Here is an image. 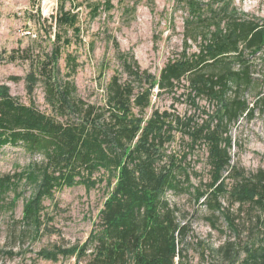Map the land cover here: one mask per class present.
I'll return each mask as SVG.
<instances>
[{
    "label": "rangeland",
    "instance_id": "obj_1",
    "mask_svg": "<svg viewBox=\"0 0 264 264\" xmlns=\"http://www.w3.org/2000/svg\"><path fill=\"white\" fill-rule=\"evenodd\" d=\"M98 1L100 10L94 15L91 5ZM196 1L201 4L204 17H211L212 11L219 13L222 28L227 26L230 15L238 21L255 20L264 24V0ZM105 3L106 0H0V91H6L22 104L51 113L40 67L53 57L55 47L60 45L55 37L59 28L53 17L62 4L65 11L79 15L82 31L77 35L69 28L66 34V29H62L63 37L71 44L63 46L62 55L52 65L54 81L58 87L71 81L77 88V95L98 108H107V85L115 75L122 83L133 81L136 92L139 91L141 85L130 78L126 61L137 62L142 70L159 79L169 62L183 60L185 56L195 59L204 35L217 29L215 23L208 28V21L198 22L182 0H111L110 8H106ZM192 34H197V40L188 36ZM69 54L76 58L78 65L72 73L67 68ZM247 61L254 71L252 84L242 90L232 85L224 95L225 100L215 99L204 91L199 93L202 84L191 83L189 75L177 82L172 91L157 86L153 89L146 120L158 110L180 118L185 124L190 122V125L175 128V139L164 149L166 154H175L179 158L181 152L188 153L182 165L190 174V181L182 184L184 190L169 189L161 197L176 211L177 222L188 229L185 237L176 234L180 251L175 257L176 264H232L225 256L228 243L236 245L233 264H242L248 257L246 246L264 247V211L258 206L252 208L248 203L240 206L239 202L230 203L228 195H221L224 211L230 209L238 215V234L225 215L217 210L218 220L213 226L209 198L197 199L198 189L209 192L207 185L213 172L209 143L199 140L195 144L192 133L207 123L211 124V131L216 129L220 118L217 113L223 109L226 100L240 96L247 99L255 111L251 119L241 113L230 123L226 133L223 132V137L227 135L232 139V144L227 146L232 166L243 169L248 176L264 169V104L261 102L264 100V81L260 73L264 71V51L247 57ZM222 65H205L198 70L218 75L223 72ZM233 69H241V62H233ZM35 73L40 81L31 91L29 78ZM144 87H147L146 83ZM63 119L60 116V120ZM71 119L78 121L79 118L71 114ZM222 147H226L225 141H222ZM43 164L46 165V161L42 154H30L21 145L8 144L0 148L1 177ZM230 172L229 169L222 171L228 192H232L237 183ZM105 185H97L91 190L85 185L64 187L44 198L42 227L37 237L23 219L25 202L34 194L35 185L23 180L16 192L12 190L0 195V264L93 263L99 242L92 237L101 230V210L108 196ZM12 201L15 203L11 204ZM87 244L81 258L78 252L72 255L58 253L56 258L40 254L58 248H82Z\"/></svg>",
    "mask_w": 264,
    "mask_h": 264
},
{
    "label": "trees",
    "instance_id": "obj_2",
    "mask_svg": "<svg viewBox=\"0 0 264 264\" xmlns=\"http://www.w3.org/2000/svg\"><path fill=\"white\" fill-rule=\"evenodd\" d=\"M182 1L198 22L208 21V28L215 23L216 32L204 35L195 59L185 56L183 60L169 62L159 79L142 70L137 62L126 61L127 73L141 87L136 92L133 81L122 83L115 75L107 85V108L87 104L77 95V88L71 81H65L59 87L54 81L52 65L62 55L63 46L71 44L63 37L62 29H66V34L69 28L77 35L82 31L79 15L65 11L63 4L53 17L59 28L55 37L60 45L55 47L53 57L40 67L51 113L42 112L34 105L22 104L6 91H0V148L8 144L21 145L30 154H42L46 161V165L40 167L31 166L21 173L0 176L1 196L12 190L16 192L23 180L35 185L34 194L25 202L23 218L32 227L35 237L42 227L44 198L53 196L56 190L64 187L85 185L91 190L106 183L108 196L101 210V230L92 237L99 243L91 264H176L175 257L180 255L176 234L185 237L188 233L187 226L177 222L176 211L161 197L169 189L184 190L182 184L190 181V174L182 165L188 153L181 152L179 158L164 151L165 146L175 139V128L190 122L185 124L180 118L158 110L146 120L153 89L157 86L172 91L177 82L189 75L191 83L202 84L199 93L204 91L215 99L225 100L224 95L232 85L242 90L254 80V71L247 57L264 51V24L255 20L238 21L230 15L227 26L222 28L218 12L212 11L211 17H204L198 1ZM100 6L99 1L91 5L94 15ZM105 6L110 8L111 0H106ZM195 35L188 36L197 40ZM66 60L68 70L75 72L76 58L69 54ZM236 60L241 62V69H233ZM220 63H223V72L218 75L198 70L205 65L216 67ZM260 73L264 81V71ZM39 81L38 73L30 76L31 91ZM145 83L147 87H144ZM261 102L264 104L263 99ZM223 103V109L217 113L220 118L216 129L211 131V124L207 123L192 133L195 144L199 140L209 143L213 172L207 185L209 192L198 189L197 199L209 198L213 226L218 220L217 210L239 234L238 215L231 213L230 209L224 211L220 197L228 195L230 203L239 202L240 206L248 203L252 208L258 206L264 211V169L248 176L243 169L232 166L227 147L232 144V139L227 135L223 137V132L226 133L230 123L241 113L251 119L255 111L247 99L240 96ZM71 114L77 115L78 121L71 119ZM60 116L65 119L60 120ZM222 141L226 142V147H222ZM224 169H229L237 181L232 192L226 190ZM182 176L185 177L182 179ZM258 222L262 224L260 220ZM235 246L228 243L225 247V256L232 264L237 255ZM87 247L88 244L82 248H58L40 254L56 258L58 253L72 255L78 252L81 258ZM258 248L246 246L248 257L242 264H264V247Z\"/></svg>",
    "mask_w": 264,
    "mask_h": 264
}]
</instances>
